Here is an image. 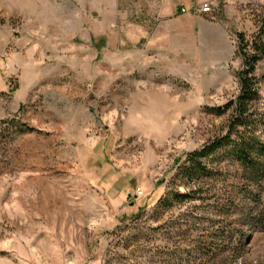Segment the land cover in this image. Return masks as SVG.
<instances>
[{"label":"rangeland","instance_id":"374dc122","mask_svg":"<svg viewBox=\"0 0 264 264\" xmlns=\"http://www.w3.org/2000/svg\"><path fill=\"white\" fill-rule=\"evenodd\" d=\"M207 1L0 0V264H264V179L179 175L234 120L239 34L264 120V0Z\"/></svg>","mask_w":264,"mask_h":264},{"label":"trees","instance_id":"16d2710c","mask_svg":"<svg viewBox=\"0 0 264 264\" xmlns=\"http://www.w3.org/2000/svg\"><path fill=\"white\" fill-rule=\"evenodd\" d=\"M238 43L243 70L239 73L241 93L235 102L236 115L225 136L190 154L189 165L181 167L179 172L187 180L194 181L198 175L201 178L211 177L212 170L202 162L220 152L232 155L251 181L255 182L258 177L259 180L264 179V138L261 131L264 120L257 117L253 108L259 98L255 70L260 57L246 51L248 42L243 34H239ZM240 129L243 131L240 132ZM258 225L264 227L261 222Z\"/></svg>","mask_w":264,"mask_h":264},{"label":"built area","instance_id":"2783aa9c","mask_svg":"<svg viewBox=\"0 0 264 264\" xmlns=\"http://www.w3.org/2000/svg\"><path fill=\"white\" fill-rule=\"evenodd\" d=\"M217 0H210V1H207L205 3H202L200 6H199V12H200V16L201 15H208V16H214L216 15L217 13V9H218V6L216 3ZM182 12L183 13H186V10L185 9H182Z\"/></svg>","mask_w":264,"mask_h":264}]
</instances>
